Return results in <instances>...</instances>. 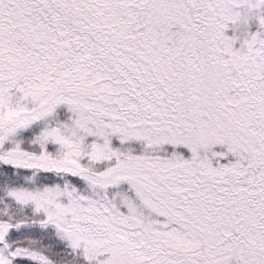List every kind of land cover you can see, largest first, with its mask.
<instances>
[{
  "label": "snow or ice",
  "instance_id": "obj_1",
  "mask_svg": "<svg viewBox=\"0 0 264 264\" xmlns=\"http://www.w3.org/2000/svg\"><path fill=\"white\" fill-rule=\"evenodd\" d=\"M0 264H264V0H0Z\"/></svg>",
  "mask_w": 264,
  "mask_h": 264
}]
</instances>
